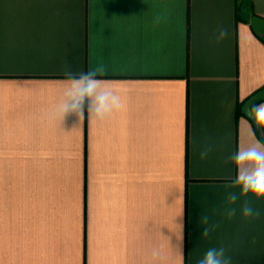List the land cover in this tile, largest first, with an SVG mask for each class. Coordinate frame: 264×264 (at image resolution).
I'll return each mask as SVG.
<instances>
[{"label":"crops","instance_id":"crops-1","mask_svg":"<svg viewBox=\"0 0 264 264\" xmlns=\"http://www.w3.org/2000/svg\"><path fill=\"white\" fill-rule=\"evenodd\" d=\"M239 2L0 0V264H197L220 247L264 264V199L227 203L229 157L264 145L242 110L264 35ZM96 67L121 107L62 118L65 69Z\"/></svg>","mask_w":264,"mask_h":264},{"label":"clouds","instance_id":"clouds-1","mask_svg":"<svg viewBox=\"0 0 264 264\" xmlns=\"http://www.w3.org/2000/svg\"><path fill=\"white\" fill-rule=\"evenodd\" d=\"M227 35L226 29H220L217 38L224 39ZM104 72L103 67H96L73 75L70 68L65 69L69 83L58 105V111L62 118L68 114H75L79 120L84 119L85 107H87L88 118L103 119L107 114L121 107L120 97L99 79ZM250 115L258 125H264V105L256 106L250 110ZM210 150V147H206L200 153V158L205 159ZM229 160L236 169V176L232 183L226 187H239L240 192L239 194L230 192L227 196V203L235 204L241 197L249 195L256 200L264 199V145L256 142L250 146L239 148L229 157ZM236 211L234 207L227 208L226 214L231 218L236 215ZM241 214L243 217L249 218L254 215L258 216L259 212L245 200L241 207ZM203 223H208L207 217L203 218ZM211 231V227H204L201 238H207ZM180 254L182 256V249ZM197 264H231V258L225 255L223 247L209 248L204 256L197 261Z\"/></svg>","mask_w":264,"mask_h":264},{"label":"water","instance_id":"water-1","mask_svg":"<svg viewBox=\"0 0 264 264\" xmlns=\"http://www.w3.org/2000/svg\"><path fill=\"white\" fill-rule=\"evenodd\" d=\"M248 0H243V5L242 8H245L246 4H247ZM250 23L252 25V27L254 28V30L256 31V33H258L259 35H264V17L261 16H253L251 17ZM264 98V87L261 88L259 91H257L256 93H254L252 96H250L244 103L243 105V113L245 115H247L249 118H251L254 122L255 125L257 127L258 130L261 131V125H258L256 120H254L251 115H250V110H252V105L254 104V102L260 100Z\"/></svg>","mask_w":264,"mask_h":264},{"label":"trees","instance_id":"trees-1","mask_svg":"<svg viewBox=\"0 0 264 264\" xmlns=\"http://www.w3.org/2000/svg\"><path fill=\"white\" fill-rule=\"evenodd\" d=\"M242 5H243V0H240L239 6H238V15H237L238 20L250 22L251 17L258 16V15H256V13H255V11L253 9L252 0H248L245 8H242ZM262 100H264V98H262V99H260V100H258L256 102H254L253 105L258 104Z\"/></svg>","mask_w":264,"mask_h":264}]
</instances>
